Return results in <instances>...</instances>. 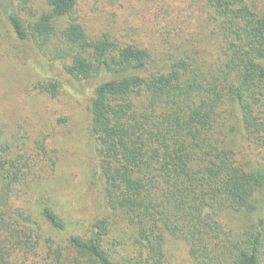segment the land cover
Listing matches in <instances>:
<instances>
[{
	"label": "trees",
	"instance_id": "1",
	"mask_svg": "<svg viewBox=\"0 0 264 264\" xmlns=\"http://www.w3.org/2000/svg\"><path fill=\"white\" fill-rule=\"evenodd\" d=\"M199 1L208 60L194 35L162 57L109 33L90 37L72 18L77 0H46L30 20L7 9L20 41L94 83L87 133L104 211L67 232L57 206L23 200L22 186L39 191V172L60 157L50 131L39 137L34 118L22 117L26 136L0 140V264H264V161L243 162L236 151L248 146L264 159V8ZM59 87L48 79L33 90L54 99ZM231 214L245 223L235 228ZM169 238L185 256L167 249Z\"/></svg>",
	"mask_w": 264,
	"mask_h": 264
},
{
	"label": "rangeland",
	"instance_id": "2",
	"mask_svg": "<svg viewBox=\"0 0 264 264\" xmlns=\"http://www.w3.org/2000/svg\"><path fill=\"white\" fill-rule=\"evenodd\" d=\"M259 6L264 8V0ZM8 8L30 20L31 14L38 15L47 6L46 0H28L23 5L15 0H0V140L17 133L26 136L16 123L27 115L34 118L39 137L50 131V148L56 150L60 161L56 169L46 165L39 172V191L35 186L23 185L21 197L35 199L37 205L47 202L57 206L64 214L67 232L78 228V221L86 228L104 211L95 144L87 133L94 83L73 79L66 75L60 60L47 59L32 43L20 41L7 21ZM202 12L199 0H77L72 18L82 24L90 37L109 33L123 43L149 49L155 57L169 51L176 55L178 46L194 35L198 40L195 45L208 60L212 49L206 52L202 41L209 31L201 27ZM48 79L60 82L58 97L54 99L33 90L38 82ZM61 117L66 123L58 126L56 121ZM66 131L68 139L62 137ZM236 151L243 162L264 161L257 150L248 146L242 145ZM69 202L76 206L75 210H69ZM229 222L235 228L245 223L242 214L229 215ZM51 233L57 241H65L63 233ZM168 241L170 252L185 256L188 249L183 242L174 238Z\"/></svg>",
	"mask_w": 264,
	"mask_h": 264
}]
</instances>
